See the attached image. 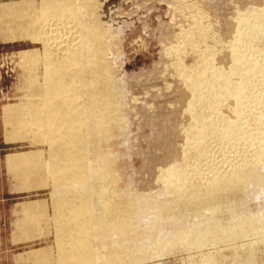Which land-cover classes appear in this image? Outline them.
Instances as JSON below:
<instances>
[{
    "label": "rangeland",
    "instance_id": "1",
    "mask_svg": "<svg viewBox=\"0 0 264 264\" xmlns=\"http://www.w3.org/2000/svg\"><path fill=\"white\" fill-rule=\"evenodd\" d=\"M22 2H31L38 6L42 4V0H0V4L7 5ZM78 2L81 6V12L75 19L78 27L87 30L91 21L90 26L97 23L102 33V43L89 36L91 50L98 49V53L102 55L97 53L99 57L95 64L86 62L81 65V83L78 82L80 88L83 87L81 107L87 109L93 103L102 104L110 100L109 105L114 111L111 116L115 117L111 129L107 131L111 132V136L93 139L88 159L94 160L93 155L98 151L102 154L104 151L111 152V163L115 170L113 174L116 175L108 176L111 182L107 179L108 194L104 196L113 198L112 190L117 188V193L128 202L127 216L131 214L128 217L130 220L127 219L130 221L129 236L125 233L121 237L125 239L128 236L132 243L126 250L133 256H140V250L132 246L135 244L133 241L142 240L147 253V264H188L198 261L209 252H216L222 245V241L216 237L200 247L189 232L190 223L199 224L201 219L203 223H207L205 218L208 216L212 223L228 221L234 216L241 217L244 219L245 234L249 238L264 239L262 164H246L245 190L235 191L234 196L231 194L229 197L213 198L217 205L215 211H206L200 219L190 214V211H194L192 207L189 210L178 209L175 206L177 200L159 183L161 171L166 170L169 165L177 162L186 165L190 162V155L186 152L190 143L187 134L196 132L192 118L186 114L193 95L182 84L183 78L178 67L195 72L201 66L203 58L218 72L222 83L220 87L226 92L229 86L239 81L234 72L237 64L230 47L236 43V36L240 31L238 17L249 8L264 10V0ZM16 14L13 18L16 15L18 20L22 13ZM39 18L42 19V16ZM8 26L10 25L7 24L8 30L5 29L4 33L12 31ZM198 28L202 32L195 34L194 40L186 45L183 52H172L173 48L182 44V37ZM23 29L20 28L21 34L26 32ZM1 36L0 29V264H58L55 240L58 229L52 219L53 180L43 175H39L40 178L36 176L31 180H22L7 166V157L16 154L38 153L44 163L49 160V147L32 143L25 138L26 134L22 129L19 132L21 131V138L24 140L20 137L21 140H9L11 128L7 125L4 114L8 106L27 103L25 97L33 81L44 83V46L29 38H15L10 41ZM35 50L39 52V59L24 64L22 55ZM253 50H257V54H264V43H256ZM54 58L57 61L61 59L56 55ZM28 65H33V70ZM27 66L28 69H25ZM32 77H36L35 80ZM77 79L79 78L76 77ZM25 84L28 85L27 88ZM109 86L110 93L106 89ZM95 98L100 100L94 102ZM221 104V113L224 116L230 120L240 119L248 130H256L255 119L244 110L237 109L236 99L227 97ZM215 144L211 152V160L215 159V162H209L212 167L223 155L228 156V159H234L236 155L244 158L243 154L250 152L247 151L249 146L244 143H236V147L229 150L223 148L224 144L218 140ZM226 150L230 154L227 155ZM240 151L242 155H239ZM218 153L222 156L219 157ZM40 159L39 162L36 161L39 165L32 163V167L27 169L43 166ZM196 179L193 178V181L198 185L201 180ZM43 183L45 186L42 187ZM17 224H21L22 231L17 228ZM263 243L260 245L261 250H264V247L261 248Z\"/></svg>",
    "mask_w": 264,
    "mask_h": 264
},
{
    "label": "bare ground",
    "instance_id": "2",
    "mask_svg": "<svg viewBox=\"0 0 264 264\" xmlns=\"http://www.w3.org/2000/svg\"><path fill=\"white\" fill-rule=\"evenodd\" d=\"M41 3V6L31 2L0 4V29L4 38L10 41L15 38H29L32 42L42 43L43 56L46 58L44 83L33 81L28 93L25 91L28 94L25 97L27 103L8 106L4 110L7 125L11 128L9 140L16 141L21 138L19 130L22 129L28 136L25 135V138L50 149L47 153L49 160L45 163L41 161L38 153L16 154L7 157V166L22 180H31L39 175L51 177L53 180L52 219L58 229L55 234L58 264H147V253L142 240L133 241L135 244L132 246L140 250V256H133L126 250L132 243L128 237L130 221L127 219L131 214L127 216V200L117 193V188L112 190L113 198L104 196L108 194V176L116 175L113 174L115 170L111 163V152L104 151L102 154L98 151L93 155L94 160L88 159L93 139L110 137L111 132L107 131L111 129L115 119L111 116L114 111L109 105L110 100L97 104L96 101L100 99L95 98L96 104H91L87 109L82 108L80 103L83 93V87L80 88L78 84L81 83V65L86 62L95 64L102 55L98 53V49L91 50L89 40L91 35L92 39L102 43L100 26L97 23L90 26V21L87 30L78 27L75 22L81 12L78 0H42ZM247 10L238 17L240 31L236 36V43L230 46L237 64L234 72L239 81L229 86L226 92L220 87L222 83L218 72L203 58L201 66L195 72L178 67L183 78L182 84L193 95L186 114L192 118L196 132L187 134L190 143L186 152L190 155V162L186 165L179 162L169 165L166 170L161 171L159 183L177 200L175 206L178 209L189 210L192 207L194 211H190V214L199 219L206 211H215V197H229L231 194L234 196L235 191L245 190L246 164L264 166V54H257L258 51L253 50L256 43H264V10ZM16 12H21L22 18L17 20ZM14 14L16 15L13 18ZM7 24L12 30L10 33H4ZM20 28H24L26 32L21 34ZM201 32L200 28L188 32L181 38L182 44L173 48L172 52H183L186 45L194 40L195 34ZM54 55L61 59L57 61ZM22 59L24 64L34 62L39 59V52H27L22 55ZM30 66L32 68L33 65ZM76 77L79 79L76 80ZM106 89L110 93L111 87ZM227 97L236 99L237 109L244 110L255 119L256 130L250 131L240 119L230 120L221 113V102ZM21 139L24 140L23 137ZM217 140L228 150L236 147L238 143L247 144V151L250 152L244 151V158L239 156L241 159L234 156L235 160L218 153L219 157L222 156L221 160H217L212 167L215 159H212V163L211 152ZM222 152L226 154L225 151ZM241 152L239 155H242ZM39 159L43 166L27 169L32 167V163L39 165ZM193 178L201 182L195 185ZM43 184L42 187L46 181ZM236 217L212 223L208 216L205 218L207 223H203L202 219L199 224L190 223L189 232L197 240L198 246L210 243L216 237L222 241V245L216 252H209L202 259L188 264H264V250L260 249L264 239L249 238L245 234L244 219ZM19 225L21 226L17 224V228L23 229ZM125 233L128 236L123 239L121 236Z\"/></svg>",
    "mask_w": 264,
    "mask_h": 264
}]
</instances>
